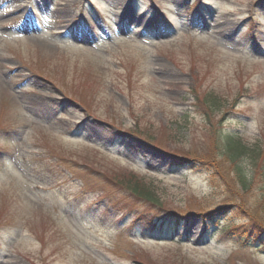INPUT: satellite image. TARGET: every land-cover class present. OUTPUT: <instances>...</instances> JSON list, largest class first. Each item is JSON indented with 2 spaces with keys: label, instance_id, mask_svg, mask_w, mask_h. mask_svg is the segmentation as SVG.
<instances>
[{
  "label": "rangeland",
  "instance_id": "obj_1",
  "mask_svg": "<svg viewBox=\"0 0 264 264\" xmlns=\"http://www.w3.org/2000/svg\"><path fill=\"white\" fill-rule=\"evenodd\" d=\"M220 121L264 162V0H0V264H264L197 217L264 222L193 159Z\"/></svg>",
  "mask_w": 264,
  "mask_h": 264
},
{
  "label": "trees",
  "instance_id": "obj_2",
  "mask_svg": "<svg viewBox=\"0 0 264 264\" xmlns=\"http://www.w3.org/2000/svg\"><path fill=\"white\" fill-rule=\"evenodd\" d=\"M204 96L210 97L207 99L208 102L212 104L216 103V99L212 97L211 92L204 94ZM240 118L241 115L235 113L233 119ZM236 122L239 123L238 120H236ZM210 125L208 132V142H210L209 150L204 158L200 156L193 159H196L198 165L208 170V179L211 182L218 183V181L221 180L225 186L231 188L230 192L232 195L235 193V189L231 183H228L229 176H232L233 179L236 180L237 185L241 187L243 192L250 189L252 194H254V192H256V194L258 193V201L259 198H261L263 201L262 208L264 209V162L259 164V161L262 159V149L258 139L254 141L253 145L245 140L238 126L233 127V129L223 128V123L221 121L219 124ZM245 156H250L251 166L243 165L242 158ZM172 158L174 159L175 156ZM190 159L191 158H189V161ZM109 181L117 187H123L130 192V194L139 199L141 198L147 203H150L151 206L163 207V205H165L162 204L157 193L152 190V184L144 181L142 178L136 176V174L129 172L124 176L120 175L117 178H109ZM219 183L221 184L220 181ZM253 186H257L255 190L252 189ZM231 202H233L231 205H227L229 202H224L219 206L199 211L197 217H199L200 223L204 224L206 228L214 227V232L210 236L219 229L218 233L221 239L234 240L240 247H257L258 250L264 251V222L259 218H250L249 221L252 226L245 228L246 232L237 231V226H234L235 222H231L226 216L228 214L230 215V212L236 213L239 210H242V213H244L246 217L252 216V214L242 208L243 204L237 203L235 200ZM172 211L175 214L179 213L175 210ZM180 215L183 214H179V216ZM180 217L177 223L182 219ZM220 221H222L221 226H219ZM166 230L167 229H164V231Z\"/></svg>",
  "mask_w": 264,
  "mask_h": 264
}]
</instances>
